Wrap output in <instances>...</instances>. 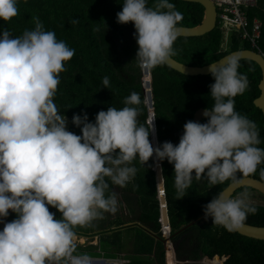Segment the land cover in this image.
I'll list each match as a JSON object with an SVG mask.
<instances>
[{
    "label": "clouds",
    "instance_id": "obj_1",
    "mask_svg": "<svg viewBox=\"0 0 264 264\" xmlns=\"http://www.w3.org/2000/svg\"><path fill=\"white\" fill-rule=\"evenodd\" d=\"M20 3L0 0V20L19 15ZM181 20L182 13L169 0H156L152 7L147 0H123L116 14L118 24L134 25L135 59L142 69L163 66L177 55ZM32 21L34 29L15 38L6 28L0 31V264H91L89 255L75 254L74 229L116 211L117 194L108 181L126 187L137 173L135 161L145 167L153 159L159 167L167 160L178 199L193 179L207 178L210 186L239 184V175L254 174L264 164L256 123L235 110L234 98L248 89L247 75L238 71V56L208 65L214 105L202 113L206 123L190 120L183 125L178 144L153 146L149 136L156 117L147 126L139 123L137 92L124 99L123 108L99 111L94 123L87 113L73 114L71 123L81 132L77 135L67 130L68 120L54 102L60 73L75 50L54 31H45L39 17ZM102 84L110 87L108 77ZM260 176L264 178V169ZM9 210L16 218L5 223ZM256 211L246 191L235 198L219 192L203 206L204 219L210 217L228 231ZM161 234L163 238L162 225ZM165 258L168 264L166 251ZM175 258L181 260L176 251Z\"/></svg>",
    "mask_w": 264,
    "mask_h": 264
},
{
    "label": "trees",
    "instance_id": "obj_2",
    "mask_svg": "<svg viewBox=\"0 0 264 264\" xmlns=\"http://www.w3.org/2000/svg\"><path fill=\"white\" fill-rule=\"evenodd\" d=\"M155 2L156 0H147L149 7ZM169 2L182 13V20L177 27H194L201 24L204 8L200 4L182 0ZM122 3L123 0H27V3L21 0L18 5L19 15L8 22L0 20V31L6 28L15 38L22 35L26 29L33 30L35 25L32 17H39L45 31H54L58 40H63L75 50L72 59L65 62L66 70L60 73V84L54 102L60 113L69 121L67 130L77 135L81 132L79 127L71 123L73 114L87 113L88 121L94 123L99 111H106L109 106L123 108L124 99L132 92L140 94L141 113L138 121L140 124L148 125L146 100L149 103L151 97L149 79H143L141 68L135 59L138 45L134 38V25L131 22L128 24L116 22V14L122 10ZM259 4V9L247 10V18L250 24L255 18L262 23L259 44L264 47V0H259ZM239 43L235 32L226 40L221 26H217L214 31L201 37H178L174 44L177 55L171 58L186 66L202 68L217 63L231 52L251 49L247 43H240L242 47L238 48ZM239 63L238 71L247 75L248 89L234 98L235 110L256 123L261 140L257 146L264 149V120L260 110L253 105V100L259 96L257 85L261 79V72L252 61L239 60ZM150 73L157 144L165 141L178 144L183 134V125L187 121H193L195 112L200 108L213 107L214 101L210 96L209 85L214 83V79L211 75L183 76L166 65L150 69ZM104 77H108L110 82L107 89L103 88ZM201 123H206V119ZM161 165L171 240L175 244L179 259L195 260L205 255L204 264H264V240L228 231L222 226L212 224L210 217L204 219L203 206L232 184L231 181L210 186L207 178L200 181L193 179L191 187L186 190V195L178 199L174 187L173 166L167 160L162 161ZM134 166L137 173L124 187L121 195L131 214L136 216L134 222H137V225L127 227L136 230L134 237L129 239L134 258L130 259L128 264H166L165 251L166 254L168 251V264H175L171 246L167 250L166 244H163L161 223L158 221L161 217V205L156 197L153 159H150L145 167L138 161L134 162ZM262 169L264 164L259 165L254 174L248 176L238 174L239 179L251 178L264 183V178L260 176ZM108 183L109 190L116 193L115 186L110 180ZM242 191L252 192L249 189H242L236 192L233 198ZM253 206L257 209L256 213L249 214L243 222L264 226V207L255 203ZM49 211L55 214L56 219L61 218V214L55 208L49 206ZM15 218V214L11 212L5 223ZM100 218L93 220L89 225L76 227L74 229L76 235L91 239L102 235L104 227H99L100 232L92 235L87 231V227L93 226ZM123 224L117 219L115 226ZM121 228H116L114 236L117 241L113 245L118 251L122 247L121 232L126 229ZM166 232L164 229L163 234ZM104 240L101 239L99 245L103 246ZM137 255L141 258H135Z\"/></svg>",
    "mask_w": 264,
    "mask_h": 264
},
{
    "label": "water",
    "instance_id": "obj_3",
    "mask_svg": "<svg viewBox=\"0 0 264 264\" xmlns=\"http://www.w3.org/2000/svg\"><path fill=\"white\" fill-rule=\"evenodd\" d=\"M185 2H192L200 4L204 8V16L201 24L194 26V27H177L178 29V37H201L204 35H207L214 31L217 27V8L215 3L212 0H182ZM235 55L239 57V60H249L254 62L260 69L261 72V79L257 85L259 90V96L253 100V105L255 108L260 110L263 120H264V60L261 58V56L254 52L253 50H237L234 52H231L227 54V56ZM226 57V56H225ZM224 59V58H223ZM217 62V64L221 63L222 60ZM215 64V63H214ZM168 68L171 70L183 75V76H209L210 73L208 72V66L197 68V67H190L183 65L174 59L170 58V60L165 64ZM141 68V67H140ZM141 73L143 76V79L146 78L149 79L148 88L150 89V100L149 103L146 100V105L148 108L149 117L147 120V123L155 117L154 113V98H153V90H152V80H151V73L150 69H142ZM143 83V91L145 94V87H144V81ZM204 108L198 109L193 117L194 122H200L204 120L202 113L204 112ZM155 125V132L150 133V142L153 144V146H157V130H156V122L154 121ZM162 166L161 162H159V167L156 166V164L153 162V171L156 178V190L158 192L157 199L161 202V225L164 228H167V231H170V222L167 212V203L165 199V189H164V179L162 175ZM242 189H249L250 191L257 193L260 195L264 200V183L259 182L257 180L251 179V178H244L240 180L239 184H230L228 185L222 192L225 193V195L233 198L234 194ZM203 217V216H202ZM203 219V218H202ZM198 221V220H195ZM194 221V222H195ZM244 236H248L255 239L264 240V226H258L253 225L249 223L242 222L240 227L236 230H234ZM167 242H172L174 250L176 251V247L173 241H171L170 236L163 237V244ZM205 255L195 259V260H177V264H187V263H196V264H204L203 260L205 259Z\"/></svg>",
    "mask_w": 264,
    "mask_h": 264
},
{
    "label": "crops",
    "instance_id": "obj_4",
    "mask_svg": "<svg viewBox=\"0 0 264 264\" xmlns=\"http://www.w3.org/2000/svg\"><path fill=\"white\" fill-rule=\"evenodd\" d=\"M125 209L128 211L129 206H127L122 201H119L117 199V205H116L115 212H106L104 216L100 218L99 221H97L93 226L87 227L88 229L87 231H89V235H92L94 233L100 232L98 225H103V227L105 228L104 229L105 231L102 235H98L94 239L76 235L75 243L77 245V248H76L75 254L89 255L91 258V264H128L130 259L134 258L133 253H131L132 248H131V252L129 251L130 255H126L125 252L126 250H129V249L125 246L126 242L125 241L123 242L122 240L123 238H122L120 241L122 243V247L118 251L117 248H115L113 245L117 241V239L110 238L109 236V234H111L112 236L116 235L115 233L116 228H121V227L126 228L128 225H130V222H132L131 219H128V222H127L126 220H124L125 217H117L120 214L121 210L124 211ZM123 215L125 216V213ZM117 219H120L122 222H124V224L122 226L120 225L119 227H116L115 225H116ZM90 232H93V233H90ZM101 239H105L103 246L99 245ZM89 246H93V247H89ZM117 254L121 255V257L119 258L118 257L119 255Z\"/></svg>",
    "mask_w": 264,
    "mask_h": 264
},
{
    "label": "built area",
    "instance_id": "obj_5",
    "mask_svg": "<svg viewBox=\"0 0 264 264\" xmlns=\"http://www.w3.org/2000/svg\"><path fill=\"white\" fill-rule=\"evenodd\" d=\"M217 8V26H221L228 40V33L235 32L240 43H247L254 52L264 60V47L259 44L262 32V23L253 19L250 24L247 18V10L259 9V0H212ZM230 33V34H231ZM264 207V203L261 205ZM11 210H9V213ZM4 222L6 218L3 219ZM3 223L0 224L2 231ZM164 228L162 227V232ZM170 232V231H168Z\"/></svg>",
    "mask_w": 264,
    "mask_h": 264
},
{
    "label": "rangeland",
    "instance_id": "obj_6",
    "mask_svg": "<svg viewBox=\"0 0 264 264\" xmlns=\"http://www.w3.org/2000/svg\"><path fill=\"white\" fill-rule=\"evenodd\" d=\"M231 32H229L228 34V37H230L231 36V34H230ZM242 47V44H240L239 43V45H238V48H241ZM68 120V119H67ZM68 125H69V121H68V124H67V129H68ZM115 186V191H116V194H117V199L119 200V201H122L123 202V199H122V197H121V195L123 194V192H124V187L123 188H121V187H119V186H116V185H114ZM248 194H249V197H250V200H251V202L252 203H255V204H259V205H261L262 203H263V198L260 196V195H258L257 193H254V192H248ZM124 203V202H123ZM124 204H126V203H124ZM127 205V204H126ZM128 206V205H127ZM117 213V212H116ZM125 213V216L123 215ZM129 218H128V217ZM117 217H125L124 218V220H126L127 222H128V219H131L133 222H130V225H128L127 227H130V226H133V225H137V222H134V220L136 219V216H134L133 214H131V211L130 210H121V212H120V214L117 216ZM135 218V219H134ZM4 219V218H3ZM103 222V221H102ZM122 223H124V222H122ZM126 223V222H125ZM1 224V223H0ZM99 227H103V225H98ZM126 227V229H124V230H122V233H121V236H122V240H123V242L124 241H126V247L129 249V250H126V255H130L129 253L131 252V248H132V246H131V244H130V242H131V240H129V239H131V238H133L134 237V235H135V233H136V230L134 231L133 229H131V228H127ZM109 236H110V238H113L114 239V236H112L111 234H109ZM130 251V252H129ZM120 254V253H119ZM119 254H117V255H119ZM119 258L121 257V255H119L118 256ZM131 257V256H130ZM135 258H137V259H139V258H141V256L140 255H137V256H135Z\"/></svg>",
    "mask_w": 264,
    "mask_h": 264
},
{
    "label": "bare ground",
    "instance_id": "obj_7",
    "mask_svg": "<svg viewBox=\"0 0 264 264\" xmlns=\"http://www.w3.org/2000/svg\"><path fill=\"white\" fill-rule=\"evenodd\" d=\"M169 234H170V232H166L165 233V236H169ZM169 246H171V248H172V250H173V253H174V256H175V250H174V247H173V245L171 244V242H168V243H166V247H167V250L169 249ZM169 258H168V251H167V260H168ZM168 263H169V260H168ZM175 264H176V258H175Z\"/></svg>",
    "mask_w": 264,
    "mask_h": 264
},
{
    "label": "flooded vegetation",
    "instance_id": "obj_8",
    "mask_svg": "<svg viewBox=\"0 0 264 264\" xmlns=\"http://www.w3.org/2000/svg\"><path fill=\"white\" fill-rule=\"evenodd\" d=\"M263 201V203H264V200H262Z\"/></svg>",
    "mask_w": 264,
    "mask_h": 264
}]
</instances>
